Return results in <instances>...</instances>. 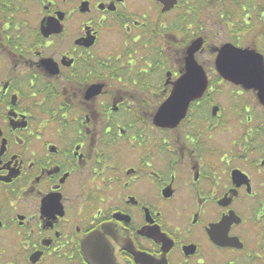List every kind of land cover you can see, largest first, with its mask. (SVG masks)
Here are the masks:
<instances>
[{
    "label": "flooded vegetation",
    "instance_id": "af4514ba",
    "mask_svg": "<svg viewBox=\"0 0 264 264\" xmlns=\"http://www.w3.org/2000/svg\"><path fill=\"white\" fill-rule=\"evenodd\" d=\"M163 8L0 0V264H264V105L215 63L264 67V0Z\"/></svg>",
    "mask_w": 264,
    "mask_h": 264
},
{
    "label": "water",
    "instance_id": "95a60500",
    "mask_svg": "<svg viewBox=\"0 0 264 264\" xmlns=\"http://www.w3.org/2000/svg\"><path fill=\"white\" fill-rule=\"evenodd\" d=\"M164 4L163 10L170 8L176 0H158ZM243 55L237 56L235 54ZM217 71L226 79L245 88L252 87L257 90L258 101L264 105V67L260 55L247 49H236L230 45H224L216 59ZM241 69H243L241 71ZM183 79L185 86L173 93L165 101H170L166 108L159 107L155 123L160 126L175 125L184 117L188 102L201 93L206 86V77L201 68L189 63L186 72L179 78ZM177 85V83H176ZM195 86V87H194ZM197 86H199L197 88ZM196 92L193 93V91Z\"/></svg>",
    "mask_w": 264,
    "mask_h": 264
},
{
    "label": "snow or ice",
    "instance_id": "6c2138e0",
    "mask_svg": "<svg viewBox=\"0 0 264 264\" xmlns=\"http://www.w3.org/2000/svg\"><path fill=\"white\" fill-rule=\"evenodd\" d=\"M137 39H139V37H137ZM235 55L240 56V55H243V54H241V53H237V54H235ZM242 70H243V69H241V71H242ZM184 86H185V83H184V80H183V79L177 81V85H176L177 90L181 89V88L184 87ZM169 102H170V101H165L164 104H163L162 106H164V108H166ZM86 106H87V105H86ZM222 159H223V158H222Z\"/></svg>",
    "mask_w": 264,
    "mask_h": 264
},
{
    "label": "rangeland",
    "instance_id": "374dc122",
    "mask_svg": "<svg viewBox=\"0 0 264 264\" xmlns=\"http://www.w3.org/2000/svg\"><path fill=\"white\" fill-rule=\"evenodd\" d=\"M213 29L214 28L212 27L211 30H213ZM254 113H255V116L257 115L258 117H261V115H262L260 110H256V111H254Z\"/></svg>",
    "mask_w": 264,
    "mask_h": 264
}]
</instances>
